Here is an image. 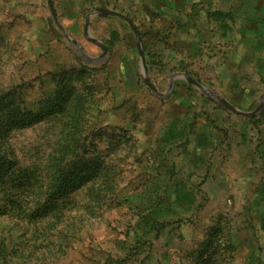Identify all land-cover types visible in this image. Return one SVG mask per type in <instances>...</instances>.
Wrapping results in <instances>:
<instances>
[{
	"label": "rangeland",
	"instance_id": "rangeland-1",
	"mask_svg": "<svg viewBox=\"0 0 264 264\" xmlns=\"http://www.w3.org/2000/svg\"><path fill=\"white\" fill-rule=\"evenodd\" d=\"M51 1L76 45L46 0H0V128L31 184L10 195L44 214L0 216V264H264V103L171 81L253 112L264 82L222 49L264 0ZM99 8L132 21L158 93L125 22L90 18L106 52L85 39Z\"/></svg>",
	"mask_w": 264,
	"mask_h": 264
},
{
	"label": "trees",
	"instance_id": "trees-1",
	"mask_svg": "<svg viewBox=\"0 0 264 264\" xmlns=\"http://www.w3.org/2000/svg\"><path fill=\"white\" fill-rule=\"evenodd\" d=\"M39 118L40 116L37 114L33 115L31 113H28L27 121L34 124L39 122ZM7 129L8 128H0V195L4 196V200L0 202V216L6 215L9 217L25 219L27 221H33L38 218H43L44 214H41L38 206L36 204H33L35 200H33L31 204L26 205L21 197L10 195L12 189L19 186L31 187V184L26 179V173L17 171L13 152L5 148V140L3 135L7 131ZM2 136L3 141L1 140ZM55 184L52 183V185L50 186L49 190L51 191V196L52 194H55V191L60 188L62 181L60 180L59 185Z\"/></svg>",
	"mask_w": 264,
	"mask_h": 264
},
{
	"label": "crops",
	"instance_id": "crops-1",
	"mask_svg": "<svg viewBox=\"0 0 264 264\" xmlns=\"http://www.w3.org/2000/svg\"><path fill=\"white\" fill-rule=\"evenodd\" d=\"M262 11L261 15L263 16L264 9ZM245 23L244 30H240L239 37H235L229 42L230 46L228 49L222 50H225L224 52H226V56L230 60L238 54L239 58L236 61V67H244L245 73L255 75L258 80L264 82V18L260 16L256 20L252 19V21H246ZM234 33L237 34L236 31ZM235 69L230 74L232 75V80L234 78L237 81L238 77H235L237 68Z\"/></svg>",
	"mask_w": 264,
	"mask_h": 264
},
{
	"label": "water",
	"instance_id": "water-1",
	"mask_svg": "<svg viewBox=\"0 0 264 264\" xmlns=\"http://www.w3.org/2000/svg\"><path fill=\"white\" fill-rule=\"evenodd\" d=\"M46 1H47L48 8H49V11H50V14L52 16V19L54 21L55 26L66 37V39L68 40L69 43H73L74 45H76V43L74 41H72L71 39H69L66 36L64 29L59 24L58 19H57V16H56V13H55V10H54V7L52 5V1L51 0H46ZM95 15H105V16L114 17V18L120 19L121 21L125 22L129 26V28L133 32V34L135 36V39H136V43H137V46L136 47H137L138 54L140 56V67H141V71H142V74H143L144 83H145V85L153 93H158L157 90L152 86V84L150 83V81L147 78L145 64H144V60H143V56H142V51H141V47H140V42H139L138 32H137L135 26L133 25L132 21L129 18L123 16L120 13H117V12H114V11H111V10H107V9H102V8L95 9L94 11H92L91 13H89L86 16L85 25H84V28H83V32H84L85 39L88 42H90V43L98 46L103 52H106V48L98 40L94 39L91 36L90 31H89V21H90V18L93 17V16H95ZM174 79H182V80L186 81L187 83H189V84L193 85L194 87H196L198 90L206 93L207 95L216 97V99L220 103V105L224 109H226L227 111H229L230 113H232L235 116H239V117H243V118L253 117L254 115H256L261 110L262 105L264 103V94H263L261 96V98H260V104L258 105V107L253 112L243 113V112H240V111L236 110L235 108H233L231 105H229L227 102H225L224 100H222L218 96H216L213 93L207 91L205 88H203L201 85H199L197 82L193 81L191 78H189L187 76H184V75H175V76L172 77V80L171 81H174Z\"/></svg>",
	"mask_w": 264,
	"mask_h": 264
}]
</instances>
